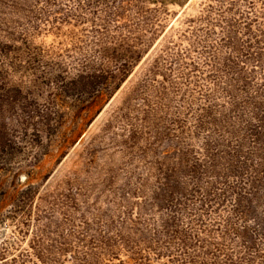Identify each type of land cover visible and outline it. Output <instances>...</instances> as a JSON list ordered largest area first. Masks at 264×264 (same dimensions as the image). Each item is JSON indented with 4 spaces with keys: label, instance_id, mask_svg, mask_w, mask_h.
I'll return each mask as SVG.
<instances>
[{
    "label": "rangeland",
    "instance_id": "obj_1",
    "mask_svg": "<svg viewBox=\"0 0 264 264\" xmlns=\"http://www.w3.org/2000/svg\"><path fill=\"white\" fill-rule=\"evenodd\" d=\"M0 264H264V0H0Z\"/></svg>",
    "mask_w": 264,
    "mask_h": 264
}]
</instances>
